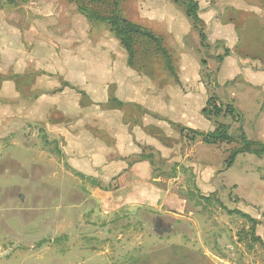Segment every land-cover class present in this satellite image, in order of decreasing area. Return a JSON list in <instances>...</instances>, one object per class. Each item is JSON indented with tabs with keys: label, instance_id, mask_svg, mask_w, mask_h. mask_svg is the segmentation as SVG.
<instances>
[{
	"label": "crops",
	"instance_id": "obj_1",
	"mask_svg": "<svg viewBox=\"0 0 264 264\" xmlns=\"http://www.w3.org/2000/svg\"><path fill=\"white\" fill-rule=\"evenodd\" d=\"M194 1L199 7L197 16L204 36L202 41L184 6L172 0H121L119 5L128 22L161 40L170 57L173 75L165 69L164 60L155 52L154 46L146 44L142 52L136 45L135 64L129 67L126 51L109 28L87 20L74 2L0 0V105L5 103L1 101L2 97L6 98L2 92L7 90V96L17 100L15 104L23 103L19 104L17 112L25 121H40L52 107L51 115L58 118L61 100L69 108L73 104L71 95L84 105L80 109L98 106L104 110L101 114L80 110L75 119V112L73 123H68L67 130L61 134L70 157L86 161L93 158L97 163L103 159L106 163L117 158L126 159L136 153L133 137H136L137 144H146L156 152H162L156 146L163 141L179 139L183 143L191 141L193 145L204 143L199 137L192 138L188 131L201 134L210 131L199 132L183 126L180 123L183 115L177 116L178 112L172 114L175 106H180V113H189L187 115L191 118L199 115L208 122L202 111L207 108L209 100L223 99L234 104L236 98H244L245 95L261 106L255 119V139L246 137L264 145V0ZM29 51L53 58L52 62L57 65L52 66L58 68L57 72L47 68L35 70L34 66L39 67L38 61ZM16 56L19 57L18 62L12 59ZM138 56L143 62L141 65L136 64ZM61 57L68 58V73L77 70L79 83L59 78V67L63 64ZM79 57L84 59L83 63L77 61ZM13 64L19 67L14 68L15 71L12 70ZM92 64L97 66L95 70L90 67ZM69 93L70 97H66ZM101 96L104 107L108 106L114 113L110 114L108 108L97 103L102 101ZM219 101H215L218 106L227 104ZM125 108L137 110L138 114L132 116ZM5 117V112L0 110V121ZM55 118L47 119L53 126L52 133L59 132L60 118ZM117 126L120 127L119 133L115 130ZM140 129L144 130L143 134ZM231 145H209L216 149L226 147L222 152L227 157L223 169L218 171L199 166L197 195L203 202L206 198H210V202L211 198L219 201L218 193L225 198L223 194L228 189L222 185L215 188L214 180L230 169L239 155L254 156L239 154L233 164L226 167L230 152L237 147L235 144L227 148ZM163 146L170 153L172 148ZM254 157L264 161V157ZM116 178L110 196L117 211L121 207L137 206L158 213L170 201L168 193L153 186L151 161L137 162ZM259 179L264 182V178ZM236 188L237 185H233L229 190ZM232 190L229 191L231 197ZM234 196L242 202L243 199ZM259 207L263 210L264 204ZM234 210L238 209H228L227 212ZM170 212L173 217H185L181 212ZM250 217L259 222L255 216ZM163 231L164 234L168 232ZM188 259L183 262L187 263Z\"/></svg>",
	"mask_w": 264,
	"mask_h": 264
},
{
	"label": "rangeland",
	"instance_id": "obj_2",
	"mask_svg": "<svg viewBox=\"0 0 264 264\" xmlns=\"http://www.w3.org/2000/svg\"><path fill=\"white\" fill-rule=\"evenodd\" d=\"M107 1L99 0L95 3L101 6L90 7L107 14ZM143 48L142 43L138 51L142 52ZM29 53L38 61L39 67L34 66L35 70L47 68L57 72L53 58L35 51ZM12 59L18 62L19 57ZM60 61L63 64L59 67V78L79 83L77 70L67 72L68 58L61 57ZM142 63L138 56L136 64ZM90 67L97 68L94 64ZM14 68L19 67L13 64V71ZM4 94L6 98L2 97L1 101L5 103L0 105L6 115L0 121V264H264L263 244L253 240L251 224L227 212L238 209L255 216L259 220L255 235L261 236L263 242L264 209L259 207L264 204V182L259 179L264 178L263 160L239 155L233 166L213 182L215 188L222 185L228 189L223 194L225 198L218 193L221 206L212 198L206 203L197 195L199 166L223 169L227 155L222 150L226 147L216 149L204 143L193 145L191 141L183 143L175 139L158 143L156 147L162 152H156L146 144H137L133 137L137 152L126 159L106 163L101 158L100 163L93 162V158L80 160L66 153L61 131L73 123L75 112L77 119L80 110L94 115L101 114L103 109L96 105L80 109L84 105L71 95L73 104L69 108L61 100L58 118L51 115L52 107L40 118L42 121H25L17 112L23 103L15 104L17 100L10 99L7 90ZM101 97L102 101L97 103L104 107ZM219 100L227 104H220L221 113L209 115L208 122L199 115L195 119L189 113H180L178 105L172 114H182L180 123L199 132H211L223 125L237 138L245 134L255 139V119L261 106L245 95L236 98L234 104L223 99H212V102ZM125 110L132 116L138 114L137 110ZM108 112L115 111L108 108ZM51 118H60L58 133L51 132L53 126L47 120ZM115 130L119 133L120 127ZM140 132L143 134L144 130ZM235 144L238 145L232 143L227 148ZM163 145L172 148L170 153ZM143 154L154 155L151 160L153 186L168 193L170 201L158 213L137 206L121 207L117 211L110 196L116 177L128 172L131 167L127 169L126 164ZM233 185H237L236 190H229ZM231 190L242 202L229 195ZM170 210L181 212L185 217H173ZM186 258H189L187 263L183 262Z\"/></svg>",
	"mask_w": 264,
	"mask_h": 264
},
{
	"label": "trees",
	"instance_id": "obj_3",
	"mask_svg": "<svg viewBox=\"0 0 264 264\" xmlns=\"http://www.w3.org/2000/svg\"><path fill=\"white\" fill-rule=\"evenodd\" d=\"M71 2H74L77 5L78 11L84 15L87 20L91 22H98L105 24L110 32L115 36V38L119 41L120 45L122 48L126 51L127 53V64L129 67H133L135 64V58H136V50L135 47L136 45L140 46L146 44V46H154L155 52L158 54V56H161L164 60L165 64V69L169 71L170 73H173V69L171 67V62H170V57L166 53L165 49L162 47V42L157 36H155L153 33L140 28L130 22H128L122 15L119 5L121 3V0H109L107 1L108 3V8L109 12L107 14H102L98 13L96 10L92 9L90 6L99 5L101 6V3H95L99 2L96 0H69ZM175 4L184 6L186 14L188 18L191 19L193 22V27L194 29L199 33V36L201 38V41L204 40V36L202 33V28H201V22L198 19L197 12L199 10V7L197 3L194 0H172ZM228 52L225 51V55H227ZM210 111L207 110L208 106L212 105ZM207 108H205L202 113L205 117L210 116H217L219 115L220 109L218 105L212 102V99L208 101L207 103ZM231 111L234 112V109L232 108ZM212 113V114H210ZM233 118V116H232ZM227 126L223 125H218L214 131L206 133V134H201L195 131L189 130L188 132L192 134V138L194 137H199L202 139V141L208 145H216V144H232V143H238L237 147L233 149L229 157L226 161V167H230L235 158L239 154H250L254 155L258 158L264 157V145L248 140L245 134H241L239 138L235 137L234 135H231L227 132ZM154 155L153 154H143L139 156L137 159L133 160L132 162L126 164V168H130L133 164L140 162V161H151L153 159ZM152 165V163H151ZM205 202L209 203L210 198L204 199ZM215 202L220 205V201L215 200ZM223 208V207H222ZM225 209V207H224ZM229 214H236L240 216L241 218L245 219L251 224V235H253V240L257 241L258 243L263 244L262 240L255 235V228L257 225H259V222L250 216L241 213L238 210H234L229 212ZM264 217V214H263ZM264 248V244H263Z\"/></svg>",
	"mask_w": 264,
	"mask_h": 264
}]
</instances>
